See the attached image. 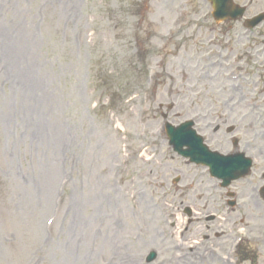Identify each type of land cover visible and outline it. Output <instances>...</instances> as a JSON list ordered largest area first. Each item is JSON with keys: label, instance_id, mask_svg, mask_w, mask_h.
Listing matches in <instances>:
<instances>
[{"label": "rangeland", "instance_id": "374dc122", "mask_svg": "<svg viewBox=\"0 0 264 264\" xmlns=\"http://www.w3.org/2000/svg\"><path fill=\"white\" fill-rule=\"evenodd\" d=\"M233 3L243 18L215 23L207 0H0V264H199L175 248L187 207L198 253L219 254L215 235L235 221L264 264L263 208L246 197L264 167V22L245 27L264 0ZM24 69L33 94L18 90ZM191 114L245 132L230 138L256 163L228 189L242 225L219 218L224 191L168 146L164 120Z\"/></svg>", "mask_w": 264, "mask_h": 264}, {"label": "flooded vegetation", "instance_id": "af4514ba", "mask_svg": "<svg viewBox=\"0 0 264 264\" xmlns=\"http://www.w3.org/2000/svg\"><path fill=\"white\" fill-rule=\"evenodd\" d=\"M225 120H230V118L225 119ZM199 122H200V118L197 116L196 119L194 120V123H195L196 129L199 132V134H201V132L204 130L206 131V128L207 130L210 129L209 127H206L204 125H202L201 127L199 126L197 127L196 123L198 124ZM230 132L235 133V134L242 133L240 130V127L234 128L233 126H227L225 127L223 131H221L218 127H215L212 130L210 129L209 136L203 135V137L207 141L208 140L211 141V139H214L215 137H218L219 135L223 136V138L225 139L227 138ZM243 134H245V132H243ZM262 162L264 163V156H263ZM246 182L248 183V181ZM257 182L258 184L249 188V190L247 191L246 197L247 199L252 200L250 201V203L254 205L255 207H257V203H260V206L263 208V212L261 213V215L260 216L255 215L253 216V219L255 221L260 222V225L257 226L258 229L260 230V233L258 237H254V238L258 240L257 242L264 245V167L260 169L259 181L257 180ZM214 188L218 191V193L224 191L223 193L224 195L221 197L222 201H220V198H218V201L222 204L226 203L227 200H229L228 199L229 195H232L231 199H233V201L236 202L232 210L236 213L237 207H239L238 200L242 196L241 193L237 195V193H235L234 191L223 190L220 188L219 185H218V189H217V186H215ZM236 218L229 217L224 222H229L232 219L235 220ZM240 220H241L240 223L242 224L243 220L242 219ZM248 222H253V220H251L250 217H248L245 223H248ZM232 223L235 224V221L231 222L232 227H234ZM246 232H247L246 230H243V235L247 236L249 239H243V241L237 245H236V237L233 236V234L236 232H232L231 234L225 235V236H222L221 234L215 235V238L219 241V244H218L219 254H217L219 256L213 255V257H217L216 260L218 261V264H220V262L221 264H253L252 262L255 260L256 256H258L257 255L258 251H256V253L252 251L253 250L252 238L249 236V233L251 234L252 231L250 230V232H247V233Z\"/></svg>", "mask_w": 264, "mask_h": 264}, {"label": "water", "instance_id": "95a60500", "mask_svg": "<svg viewBox=\"0 0 264 264\" xmlns=\"http://www.w3.org/2000/svg\"><path fill=\"white\" fill-rule=\"evenodd\" d=\"M209 1L213 5V9H214L213 17L216 21H220V20H223L225 18L236 19L237 17H240L243 14V10L242 9L240 10L237 7H234L232 5L231 0H209ZM262 18H264V15L257 18L254 21V23H251V26H254L256 23H258L260 20H262ZM169 130L170 129H168V131ZM168 135L170 137V143L173 144L174 146H176V148H179V147H177V145L181 144L182 135L178 134V133H173L172 131H170L168 133ZM193 158H196V157L193 156ZM222 159H224V158L216 156V161H218V162L220 161V164H223ZM228 172H230L229 169L225 170L222 165H219V169L217 170V175H220V174L225 175ZM226 178H228V177H226ZM154 256H155L154 254H150L148 257V261L153 260Z\"/></svg>", "mask_w": 264, "mask_h": 264}, {"label": "bare ground", "instance_id": "6f19581e", "mask_svg": "<svg viewBox=\"0 0 264 264\" xmlns=\"http://www.w3.org/2000/svg\"><path fill=\"white\" fill-rule=\"evenodd\" d=\"M26 73V70L24 69L23 70V73H21L19 76L17 75V78H20V84H19V86H18V90L20 91L21 89H25V90H27V91H29V90H31L32 88H37V87H40L39 86V83L38 82H34L33 81V83H31L30 82V80H26L25 81V85L22 83V79H23V76H24V74ZM225 78H226V80L227 81H225L227 84H230V77L227 75V74H225ZM229 78V79H228ZM239 92V94L241 95V92L240 91H238ZM31 94H33V89H32V93ZM9 122V121H8ZM260 134H263V136L262 135H260L261 137H259V139H261V140H264V131H261V133ZM74 206H76V212H77V214L79 213V211H80V209H81V205L79 204V202H76V204L74 205ZM79 224L81 225V224H84V220L83 219H81L80 221H79ZM185 246V244H183L182 245V247H184ZM204 252V251H203ZM210 256V255H209ZM213 256H210V259L211 260H213ZM198 263L200 262V261H197ZM220 264H221V262H220Z\"/></svg>", "mask_w": 264, "mask_h": 264}]
</instances>
